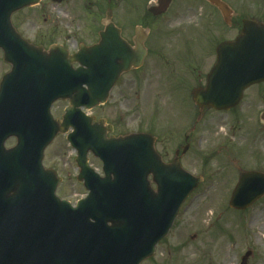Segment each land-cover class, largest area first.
I'll return each instance as SVG.
<instances>
[{"label": "water", "instance_id": "obj_1", "mask_svg": "<svg viewBox=\"0 0 264 264\" xmlns=\"http://www.w3.org/2000/svg\"><path fill=\"white\" fill-rule=\"evenodd\" d=\"M39 1L0 0V47L12 64L0 86V264H140L168 234L181 204L202 178L183 170L178 158L164 164L151 136H78L83 127L80 107L106 100L122 68L119 60L126 56L112 50L117 37L113 24L101 33L99 44L82 46L72 56L63 46L45 51L28 43L16 32L11 15ZM217 54L207 87L195 92V101L229 109L247 86L264 81V23L245 19L241 34L220 44ZM73 62L81 66L73 69ZM59 98L71 103L61 124L50 114ZM86 125L93 133L99 130L89 121ZM69 126L74 127L68 138L78 150L79 179L91 190L77 208L55 195L59 179L42 164L46 146ZM11 135L17 136L18 145L4 149ZM98 141L109 145L101 152ZM133 141L135 151L129 154ZM89 148L101 155L107 178H98L89 168ZM149 175L157 191L150 188ZM263 195L264 174L244 172L230 204L245 209Z\"/></svg>", "mask_w": 264, "mask_h": 264}, {"label": "rangeland", "instance_id": "obj_2", "mask_svg": "<svg viewBox=\"0 0 264 264\" xmlns=\"http://www.w3.org/2000/svg\"><path fill=\"white\" fill-rule=\"evenodd\" d=\"M109 1L41 0L37 5L15 12L11 20L16 31L29 42L42 44L45 49L51 45H63L73 54L80 42L89 44L99 39L97 31L103 29L101 21L112 5ZM178 1L181 2L179 12L183 15L182 21L185 24L194 22L191 27L197 30V19H192V10L184 8L185 3L192 4L193 0ZM227 2L233 9L232 24L227 25V31L222 34L227 39L240 33L243 18L264 22V0ZM141 12L144 14L145 10ZM136 13L128 11L130 17ZM172 15L171 8L168 17ZM204 30L200 28L189 38L176 35L181 45L176 49L179 60L189 56L205 57L208 50L205 44L211 33ZM10 69L11 65L4 60V52L0 48V82ZM164 78L162 83L153 86L155 92L149 97V103L146 102V91L150 79L137 81V85L127 89L116 87L113 100L91 110L94 116L105 115L108 122L116 118L118 128L115 132L153 133L155 149L164 162L174 159L176 148L188 146L180 158L181 165L193 175L202 177L201 183L181 206L168 234L157 244L155 253L141 264H226L227 254V264H241L247 252H251L248 264H264V232L260 230V224L251 223L255 216L264 218V196L246 210L229 206L231 192L243 170L264 172V121L261 119L264 84L247 93L248 100L253 99V103L235 110L238 116L205 110L200 122H196L197 129L191 132L195 121L185 120L187 113L193 111L190 93L184 89L185 77L180 69H165ZM192 79L195 80L196 76ZM120 97L132 102L129 109L120 108ZM68 104L65 100L56 101L52 107L53 116L61 118ZM124 113L131 116V122L123 120ZM186 134L188 136H184ZM15 143L16 138L11 137L6 146L11 147ZM75 159L76 152L70 146L66 133H58L45 148L42 160L45 167L54 169L61 177L57 194L73 203L87 191L83 182L77 179L79 168ZM89 161L98 172H102L98 158L89 154Z\"/></svg>", "mask_w": 264, "mask_h": 264}, {"label": "flooded vegetation", "instance_id": "obj_3", "mask_svg": "<svg viewBox=\"0 0 264 264\" xmlns=\"http://www.w3.org/2000/svg\"><path fill=\"white\" fill-rule=\"evenodd\" d=\"M62 1L63 0H61V2ZM111 1H109V4L112 5L111 7L109 6L107 10L111 11V22L114 23L115 27L118 29L120 38L124 41L122 46L117 45V47H123V50L130 57L131 52L135 51L136 48V29L137 27H140L142 32L137 39L143 41L142 45L146 49V55L142 65L139 68H131L122 72L115 84L114 90L116 87L127 89L132 87L131 85L136 84L137 81L142 82V80L149 79L150 83L146 81V84H150V86L148 85V89H154L153 86L155 84L162 83L161 79L164 78L165 69H180L181 75L185 77L184 89L187 94L190 93L189 98L192 101V104L190 105L193 106V111L187 113L185 120H188V122L191 120L195 121V124H193L191 128V132L195 131L197 129L196 122H200L199 120L203 117L204 111H208L212 108H202L198 106L193 100V93L198 88L205 86L207 76L217 60L216 48L220 42L227 41V36H222V34L225 33V30L227 31V14L224 15L219 7L211 3L210 0H193L192 4L185 3L184 8L187 11L192 10V19H197L195 25L198 28L196 30V27H191L194 22L191 24H185L182 21L183 15L179 12L181 2L178 0H170L171 3L167 8V11L161 14H157V12L162 9L160 5L162 0H133L132 4V0ZM222 1L225 5L224 9L227 10V0ZM135 5H137V10L134 9ZM171 8L173 9V15L168 17ZM129 10L137 11L138 13L133 14V16L130 17L128 14ZM141 10H145L144 14H142ZM187 17L190 18L189 15H187ZM102 24L104 29L105 24L103 22ZM200 28L206 29L203 32L208 31L211 33L210 37L207 39V43L205 44V47L208 48V50L204 53L205 57L198 59L196 57L189 56L184 60H179V58L176 57L178 54L176 49L181 47V45L179 38L176 39V35L180 38L182 36L189 38L191 33H194L195 35ZM102 30L100 29L97 31L98 37L100 31ZM98 41L99 39L96 42L86 45L90 46ZM129 57L126 56V59H130ZM207 64L208 67L205 68ZM197 71L198 74H196ZM195 76L196 79L193 80L192 77ZM257 87L258 85H253L248 88L245 91L240 104L236 108L224 112H227L226 114L231 116L234 115V117L238 116L236 115L235 110L239 108L242 109L246 104L250 105L253 103V99L248 100L247 93L255 90ZM170 92L173 93L174 91L171 90ZM256 99L257 97H255V100ZM118 105L122 110H127L132 105V102L128 103L127 99L120 97ZM104 116L105 115L94 116V121L99 125L98 131H100V135L98 136L103 135V132L101 131H105V136H127L135 133L134 131L128 133L115 132L118 128V121H116V118H112V120L108 122ZM122 118L128 123L132 121L131 116H129V114L126 115V113L123 114ZM204 124H206V122H204ZM184 136L188 135L186 134ZM187 150L188 146H183L182 149L176 148L174 150L175 156H183Z\"/></svg>", "mask_w": 264, "mask_h": 264}, {"label": "bare ground", "instance_id": "obj_4", "mask_svg": "<svg viewBox=\"0 0 264 264\" xmlns=\"http://www.w3.org/2000/svg\"><path fill=\"white\" fill-rule=\"evenodd\" d=\"M154 89L153 88H150V89H148L147 91H146V94L148 95V97H147V100H146V102L147 103H149L150 102V99H149V97L154 93V91H153ZM153 91V92H152ZM264 220V218H260L259 216H255V217H253V219H252V224L254 225V224H256V225H258V224H260V230L261 231H263L264 232V222H262ZM226 261V260H225ZM229 261V255L227 254V261H226V264H227V262Z\"/></svg>", "mask_w": 264, "mask_h": 264}]
</instances>
